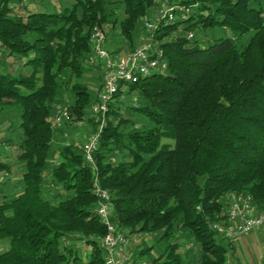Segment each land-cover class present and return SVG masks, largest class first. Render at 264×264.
I'll return each mask as SVG.
<instances>
[{"label": "trees", "instance_id": "trees-1", "mask_svg": "<svg viewBox=\"0 0 264 264\" xmlns=\"http://www.w3.org/2000/svg\"><path fill=\"white\" fill-rule=\"evenodd\" d=\"M157 1L70 0L49 11L40 0H0V114L17 110L22 164L13 180L0 159V264H106L95 180L109 193L112 224L132 237L131 264H225L235 239L213 225L227 222L228 195L250 194L264 209V0H179L185 18L176 9L154 35L167 67L120 82L96 170L82 144L63 137L55 145L59 103L96 128L89 111L98 92L84 79L95 70L101 89V64L87 63L94 29L132 49ZM181 24L186 32L174 35ZM216 25L229 35L196 38ZM181 235L193 245L186 255L197 247L194 257L181 254Z\"/></svg>", "mask_w": 264, "mask_h": 264}, {"label": "built area", "instance_id": "built-area-1", "mask_svg": "<svg viewBox=\"0 0 264 264\" xmlns=\"http://www.w3.org/2000/svg\"><path fill=\"white\" fill-rule=\"evenodd\" d=\"M160 9L156 20L145 19L143 26L146 31L145 39L136 47L129 50L112 52L105 46L106 35L100 28H95L92 33L93 54L88 57L90 65L101 64L103 69L101 89L97 94L96 101L91 106L92 119L96 124L83 145L85 162L95 171L94 151L97 148L101 130L106 125V114L109 103L114 100V95L119 84L123 82H136L140 76H146L155 71L165 70L167 61L163 58V50L159 46L160 40L155 39V30L163 24L167 25L175 20L176 8L182 10L181 19L188 13V7L169 6ZM189 37L193 33H189ZM71 119V113L67 105L59 103L56 105L53 114V126L61 127ZM115 155L111 161L117 159ZM94 191L99 198L96 206V213L100 221L106 226L107 232L100 239L104 250L106 264H131L130 260L124 258L126 248L131 243V236L125 231L118 230L111 222V207L107 202L109 193L94 182ZM229 207L227 210L226 223L216 222L214 228L227 239H237L248 236L255 228H264V209L257 211L252 203V197L246 193H230L228 195ZM138 239L133 237V242ZM193 245L188 244V248ZM140 264H150L148 261H141Z\"/></svg>", "mask_w": 264, "mask_h": 264}, {"label": "rangeland", "instance_id": "rangeland-1", "mask_svg": "<svg viewBox=\"0 0 264 264\" xmlns=\"http://www.w3.org/2000/svg\"><path fill=\"white\" fill-rule=\"evenodd\" d=\"M40 1H41L43 6L45 5V7H48V9L45 8L47 10H49V9L53 10V5L59 6V4H63V3H65V1L67 2L66 4H68L70 2V0H40ZM26 3H28L29 6H32L31 1L26 2ZM168 4H169V6H179V7L185 6L186 7V5L180 3L179 0H158L155 7L151 10L152 12L147 17V19L155 21L157 16H158L159 10L166 8L165 5H168ZM176 9H178V8H176ZM174 30L175 31H173V33H174V35H176L177 33L186 32L187 29H185V27H183V24H181ZM110 35H111V33H109V34L107 33V41H106L105 46L108 49H114L117 46V47L122 48L121 50H127L126 45L124 44L125 42H122V40H124V39H122L121 42H119L118 44H115V43L111 44V42L109 41ZM226 35H229V31L220 25H216V26L208 28L206 30L199 29V30H196V32H195L196 38L198 40L202 39L205 44H206V42H209L212 39H215L217 37L226 36ZM145 36H146V31L141 32V38L143 40L145 39ZM166 38H168V37H166ZM84 79L86 81H88L89 86H90L89 89L92 90V93L95 94L96 92H99L97 90V87L99 86V82H98L97 72L95 70H86L84 73ZM134 98H135L134 95H130L128 99L132 102V101H134ZM16 113H17L16 109H8L6 112L0 114V130H2L3 128L8 126V123L12 122L13 119L17 117ZM89 117L90 118L92 117L91 109L89 111ZM74 118H75V115L71 114V119L69 120L70 125L65 129H64V124L60 127V128H62L63 132L58 133L57 138H54V141L56 142L55 145H59L63 141V137L69 141L81 143L82 145L87 143L88 138H89L88 133H90V131L93 129L91 121L87 117H84L80 121H75ZM76 134H77V136H76ZM14 136H17V135L14 134ZM4 141L5 140L2 137V134L0 132V146H2V147L5 146ZM5 147L8 148L7 146H5ZM8 150H12V148H9ZM10 153L12 155V159L14 160L13 161L14 166H16L17 168L21 167L22 164L17 163V161H16V157L14 155L15 153L13 154V151H10ZM245 238L248 239L247 243L251 248L256 247L257 251L260 252L261 255L264 256V228H255L248 236H245ZM176 240H178L180 242V252H181V254L184 255L185 258L186 257L188 258V255H189V257H194L193 255H195V253L197 252V247H193L192 250L188 253V255H186V252H187L186 249H188L187 246L190 243L189 240L185 239V237H183V235L178 236ZM149 242L151 243V241H149ZM160 247L161 246H157L154 249L155 252H153V255H155L154 253H156ZM82 248L86 249L84 246ZM134 248L135 247L132 246L130 249L133 250ZM83 251H85V250H83ZM126 251H128V250H125V252ZM144 259H146V258H144Z\"/></svg>", "mask_w": 264, "mask_h": 264}, {"label": "crops", "instance_id": "crops-1", "mask_svg": "<svg viewBox=\"0 0 264 264\" xmlns=\"http://www.w3.org/2000/svg\"><path fill=\"white\" fill-rule=\"evenodd\" d=\"M17 119L19 121V118L16 117L13 119L12 122L8 123V126L0 130L2 137L5 140L4 145L8 147L6 148L5 146L3 147L0 146V159L11 163L12 170H13V177H12L13 180L19 178L17 176L18 175L17 172L19 171V168H21V167L17 168L16 166H14L13 164L14 160L12 159V155L10 153V151H13V154L15 153L14 155L16 157V149L14 147L13 141L16 137L14 136V134L18 135L19 133L18 129L14 130L15 125L17 123ZM90 133H88V137ZM9 148H12V150H8ZM247 242H248V239L245 237H240V238L235 239L233 241V249L228 253V257L226 259L225 264H264V256L261 255V253L257 251L256 247L251 248ZM0 249H1V246H0Z\"/></svg>", "mask_w": 264, "mask_h": 264}]
</instances>
